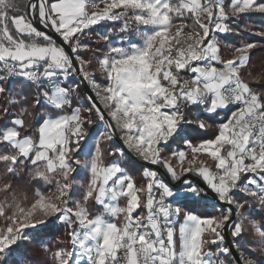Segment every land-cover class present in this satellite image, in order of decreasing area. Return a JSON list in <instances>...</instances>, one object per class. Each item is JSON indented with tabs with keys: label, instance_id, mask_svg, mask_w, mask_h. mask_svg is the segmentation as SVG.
<instances>
[{
	"label": "snow or ice",
	"instance_id": "1",
	"mask_svg": "<svg viewBox=\"0 0 264 264\" xmlns=\"http://www.w3.org/2000/svg\"><path fill=\"white\" fill-rule=\"evenodd\" d=\"M254 15L264 17V0H0V98L13 84L30 90L0 106V264L30 230L58 225L68 247H46L50 264H257L225 244L247 220L264 251V222L242 211L249 200L264 209V90L243 74L257 47L245 37L264 39ZM104 23L134 25L139 42L100 37V84L81 52ZM81 86L88 103L74 107ZM93 112L102 131H90ZM221 113L211 138L187 137ZM40 184L48 194L29 200ZM200 205L220 215L197 214Z\"/></svg>",
	"mask_w": 264,
	"mask_h": 264
},
{
	"label": "trees",
	"instance_id": "2",
	"mask_svg": "<svg viewBox=\"0 0 264 264\" xmlns=\"http://www.w3.org/2000/svg\"><path fill=\"white\" fill-rule=\"evenodd\" d=\"M253 27L254 31H264V17L260 15H254L248 21ZM119 23H104L99 25L93 29L89 30V33L86 35L84 40L82 41L88 48V51L81 52V57L87 62L91 61L90 72L95 76V79L98 83L104 82L101 75L96 69V61L95 58L100 55L103 42L99 40L98 32L102 29H113L118 27ZM110 38L114 37L113 32L110 33ZM121 35V34H120ZM137 39V38H136ZM245 39L249 42H253L257 44V47L250 53V63L246 69L243 70L244 77L247 82H249L254 88L264 90V39L255 36H247ZM134 41H139L134 40ZM226 41L228 44H235L239 45L243 43V40L237 39L235 37H227ZM222 56L227 59L231 58V53L224 46L222 43ZM257 81H259L257 83ZM30 90L23 88L21 84H13L12 85V92L9 93L8 96L0 98V106L3 105L9 98L13 96H17L19 93L23 92L25 95L28 94ZM80 94L79 97L85 99L87 102L86 97L83 95L81 87L79 90ZM88 103V102H87ZM87 105V104H86ZM235 110V109H233ZM17 110L13 109L15 113ZM230 114V113H229ZM91 119L94 121V127L90 130L92 132H96L97 128L100 127L98 125L99 121L96 118L95 113H91ZM194 114H189V119L192 118ZM203 115V114H202ZM223 119H226L224 113H221L219 116L215 117V120L209 119L207 121L211 127L206 132H201L199 129L191 127L187 133V137L191 138L193 143L198 142L201 139L211 138L215 134V130L217 127V123ZM105 148H111L115 150L114 144L104 145ZM182 148L183 142L178 141L177 144L173 145V148ZM81 161V155L78 157ZM108 159H113L112 157H108ZM116 159H119L117 156ZM123 162V161H122ZM130 174L135 179L136 183L139 185L143 182V178L141 176V169L136 168L135 165H129ZM195 177V176H194ZM24 179L27 180V174L24 175ZM77 180L82 181L83 183L87 180V175L84 174L82 170H80V174L77 177ZM38 183V182H37ZM40 191L45 195L48 194L50 189L46 190V186L40 184L39 186H29V190L27 191L28 199L31 200L34 193ZM243 202V201H242ZM220 207V206H218ZM96 214H99L102 209L93 208L92 209ZM194 211L197 214L203 215L207 213L209 216H219L220 212L212 209V208H205L203 205L195 206ZM244 211L245 215H247L248 220H254L257 224L264 222V209H261L258 203L253 200H249V203L246 205ZM182 221V220H181ZM179 221L175 227L181 222ZM239 222V221H237ZM246 226L245 233L239 238L238 241H233L231 232L228 231V235L232 245L238 244L242 250H246V253H250L251 259L255 260L257 264H264V251L261 250L259 239L256 237L250 225H248V221H244ZM28 239L21 241L15 249L11 252V255L8 257L7 264H50L49 261V252L45 251V248H50L52 251H55L57 246V241H64L65 247H68V237H67V229L62 226L58 225L56 228L51 229L48 232H34L32 230L28 233Z\"/></svg>",
	"mask_w": 264,
	"mask_h": 264
},
{
	"label": "rangeland",
	"instance_id": "3",
	"mask_svg": "<svg viewBox=\"0 0 264 264\" xmlns=\"http://www.w3.org/2000/svg\"><path fill=\"white\" fill-rule=\"evenodd\" d=\"M109 24V23H107ZM112 24V23H111ZM123 27V24L122 23H119V26L114 28V31L113 29H102L100 32H98V36H99V40L103 42V47H102V50H101V53L99 56H97L95 58V63H96V67H97V63H98V58L100 57H103V55L105 54L107 48L109 47V44L108 43H105L103 40L100 39L101 36H104V35H109V33L113 32L114 34V37L110 38V42H118L120 44H122L123 46L127 47V44L129 42H139V41H134V40H139V37L135 31V26L134 25H131L130 28H129V31L128 32H125V33H121L120 29ZM121 34V35H120ZM137 38V39H136ZM102 77V76H101ZM103 79V77H102ZM104 82H101L100 84H103ZM82 90V89H81ZM83 93V91H82ZM83 95L85 96V94L83 93ZM86 97V96H85ZM87 99V98H86ZM73 106L74 107H80V108H83L86 106L87 102L85 101V99L82 100L81 97H77V96H73ZM99 127H100V130L102 131L103 130V124H101L100 122L98 123ZM81 163L83 164L86 157L81 155ZM80 170H82L84 172V174L87 175V172L85 169L81 168ZM134 179V178H133ZM135 180V179H134ZM76 183L77 185L79 184H82L83 182L80 181V180H77L76 179ZM78 198V197H77ZM183 223V221H181L177 227H176V230H177V233H178V230H179V225Z\"/></svg>",
	"mask_w": 264,
	"mask_h": 264
},
{
	"label": "water",
	"instance_id": "4",
	"mask_svg": "<svg viewBox=\"0 0 264 264\" xmlns=\"http://www.w3.org/2000/svg\"><path fill=\"white\" fill-rule=\"evenodd\" d=\"M81 89H82V91H83V93L85 94L86 97H87L88 93L91 91V89L88 88L87 86H81ZM116 143H119V140L118 139H117ZM191 178H192L193 181H196L197 180V178L194 177V176L191 177ZM219 206L220 207H224L223 205H219ZM225 244L226 245H229V246L232 245L227 230L225 231Z\"/></svg>",
	"mask_w": 264,
	"mask_h": 264
}]
</instances>
